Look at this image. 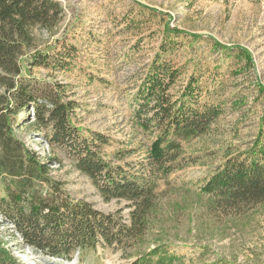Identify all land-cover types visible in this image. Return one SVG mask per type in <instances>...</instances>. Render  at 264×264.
Segmentation results:
<instances>
[{
    "label": "rangeland",
    "instance_id": "1",
    "mask_svg": "<svg viewBox=\"0 0 264 264\" xmlns=\"http://www.w3.org/2000/svg\"><path fill=\"white\" fill-rule=\"evenodd\" d=\"M57 1L63 9L59 23L32 29L23 61L37 51L75 47L69 68L32 73L65 86L67 97L80 105L75 121L85 135L109 137L100 149L105 159L145 161L156 136L137 122L133 100L164 43L171 66L181 71L169 93L180 95L195 75L219 115L206 134L181 142L184 161L161 181L143 234L62 263L21 250L19 237L0 219L6 248L22 264H135L160 257L163 264H264V202L229 209L201 192L215 167L264 138V0ZM33 119L17 133L45 160L59 159L51 175L73 196L128 219L126 201L107 200L73 160L32 139ZM126 149L133 152L122 154Z\"/></svg>",
    "mask_w": 264,
    "mask_h": 264
},
{
    "label": "trees",
    "instance_id": "2",
    "mask_svg": "<svg viewBox=\"0 0 264 264\" xmlns=\"http://www.w3.org/2000/svg\"><path fill=\"white\" fill-rule=\"evenodd\" d=\"M62 13L57 0H0V219L19 237L21 250L71 263L77 253L116 249L145 232L161 181L184 161L181 142L206 134L219 111L210 101V90L195 75L180 95L169 93L181 71L171 66L170 46L164 43L133 100L137 122L156 136L145 161L134 165L105 159L100 149L110 143L109 137L94 131L85 135L75 121L80 105L67 97L65 86L32 73L38 67L69 68L75 47L37 51L23 61L32 29L55 28ZM32 115V139L73 160L107 200L126 201L131 209L128 219L73 196L51 175L50 168L59 159L45 160L17 133ZM201 192L229 209L263 203L264 138L215 167ZM163 263L161 257L157 262H135ZM0 264H22L2 239Z\"/></svg>",
    "mask_w": 264,
    "mask_h": 264
}]
</instances>
